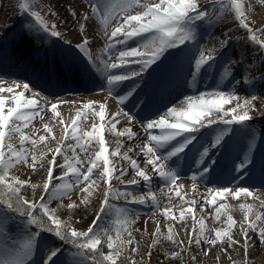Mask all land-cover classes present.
I'll use <instances>...</instances> for the list:
<instances>
[{
  "label": "bare ground",
  "instance_id": "bare-ground-1",
  "mask_svg": "<svg viewBox=\"0 0 264 264\" xmlns=\"http://www.w3.org/2000/svg\"><path fill=\"white\" fill-rule=\"evenodd\" d=\"M23 2L24 0H0V49L8 45L11 49L19 51L18 60L19 62L22 60L21 66L25 68L24 71H28L23 74L14 70L12 63L5 61L4 56L1 55L0 61L11 66L0 74V87H12L13 92L5 91L0 93V96L5 97V110H7L14 106L12 96L24 91L22 86L28 83L31 92L24 91V98L36 99L38 107L42 110L39 115L34 116L28 128H22V131L30 139H35L37 143L31 145L25 142L27 163L21 161L15 164L9 171L10 174L15 175L19 172L26 173L31 178L42 176L53 180V186L60 194H64L65 191L63 188L57 190L60 185L71 184L68 200L81 199L88 194L86 189L95 190L104 180L109 182L115 179L126 194L117 201L127 203L130 211L135 214V218L148 224L149 228L155 232L159 228L157 233L166 247L174 251L185 249L198 260L234 264L243 258L248 262L253 261L254 264H264V243H260L257 235L258 231L264 228V184H259L261 181L264 182V48L250 42V33L239 26L229 0H196L200 8H207L211 20L216 21L218 16L222 18L211 27L197 22L196 39L189 40L179 50L170 49L166 52L162 57V66L165 71L150 69L149 72L144 73L141 87L129 96L124 104L118 103L117 97L125 95L140 78L134 77L121 82L110 92L104 75V63H120L119 51L125 45L119 41L123 39V31L130 28L122 29L121 33L111 40L113 47L109 49L111 33L124 24L127 16L136 15L143 9L117 11L105 29L99 22L104 18L105 12L101 8L98 14H93L91 10L93 0H34L27 12H21L19 5ZM158 2L159 0H140L141 4L148 5ZM243 3L246 22L253 32H257L258 38L264 40V32L258 31L264 29V0H243ZM223 5L228 6L222 7ZM31 11L40 13L49 25V31H45L29 14ZM61 11L62 14H60ZM84 16H87V20ZM51 18H55L56 21H50ZM82 24L83 32L80 27ZM52 25H55V30L61 34L60 36L51 35ZM9 34L13 35L11 42ZM85 39L88 41L86 52L90 53L91 60L76 47ZM140 39V37L131 38L127 41V47L137 48L142 52L147 51L137 43ZM201 51L205 56L213 55L215 60L211 63V67H206L193 83L191 72L194 70V61L200 57ZM67 55H70V58ZM225 58L230 63L225 64ZM135 59L137 58H126V62L121 67L108 69V72L125 74L129 69H137L139 66L131 62ZM51 60H57L54 66H59L58 74L55 75L52 72L54 79L46 78L44 81L36 82L24 76L43 74L44 66L49 70ZM225 68L228 69L227 73L224 72ZM67 71L72 75L71 80L55 79V76L67 75ZM168 83L173 86V89L170 90ZM17 84L20 85L19 88L15 87ZM56 84L58 88H53ZM145 86L152 88L150 93L143 91ZM216 91H223L226 95L234 91L238 97L237 100L224 105V111L230 110L237 103H243L245 100L251 101L246 106L251 119L242 127L239 124L223 123L224 120L231 119V116L221 117L210 114L201 118L200 122L191 125L194 130L184 133V136L194 137L193 142L171 161H158V164H163L165 171L175 170L179 173L175 184L165 187L164 181L157 172L152 170L151 165L146 163L140 151L144 144L151 143L148 139L149 134L160 135L161 129L145 130L142 125H146L150 120H159L161 117L167 119L169 123H174L175 119L166 115L168 108L186 109L187 104H182L181 101L185 97L199 96L201 93L205 94V99H215V96L209 94ZM31 93H39V95L33 96ZM253 96L256 97L255 100H252ZM52 104H57L59 116H55L51 111ZM85 104H90V107L84 108ZM101 111L104 112L103 119L97 115ZM121 111L132 115V121L129 122L128 117L124 115H117L114 120V114ZM242 112L243 109L237 110L238 114ZM61 120L64 122L63 125L60 123ZM73 120L76 121V136L82 137L79 142L73 139ZM116 120L119 123H115ZM209 120L215 123L209 124ZM15 123L21 126L23 124L22 121ZM112 123H115L114 132L111 129ZM45 124L51 128V132L45 129ZM101 126H103L102 133L99 132ZM33 129L36 131L33 132ZM94 129L96 130L94 134L103 135L105 147L108 149L105 155L110 161L108 167L113 169L108 176L102 175L103 161L93 167L95 153L100 150L99 143L83 135L93 132ZM129 129L135 134L132 138L127 136ZM222 132L225 135L221 145L211 147L216 137ZM116 133H125V135ZM40 136L45 137L43 142L39 141ZM182 139L183 137H177L176 141L170 143L176 144ZM8 142L6 138L5 143ZM10 142L18 149L19 134H16ZM204 147L209 148V159L215 160L216 165L204 179L193 180L194 174L197 177L200 175L195 160ZM57 148L61 149L60 154L56 153ZM130 149L135 151H129ZM117 150V155H111ZM5 151L7 152V149ZM245 154L252 160V164L248 166L246 174L237 183L234 179L237 173L232 169ZM125 155H128L130 159L123 160ZM157 155L160 153L158 152ZM33 157H35V168L31 167ZM53 157H55L54 161ZM132 160H135L139 168L150 176L149 186L145 185L141 177L135 175L131 167ZM224 161L231 162L223 166ZM66 163L71 164L76 172L72 173L67 168L60 167ZM89 167H93L92 173H88ZM50 168L51 178L48 176ZM122 172L125 173L123 176H121ZM259 172L262 175L254 180L253 173L258 175ZM76 174L87 175L89 179L81 180L79 184H76ZM133 180L138 183L131 184ZM222 187H229L230 192L225 193L224 197L215 196L214 198L215 192ZM240 187L247 188L252 196L241 193L239 198H235L233 194ZM176 192H179L180 196H177ZM153 194L156 197V204L152 202ZM141 198L145 201L143 204L139 203ZM221 205H224V208L221 209L217 219L216 209ZM241 205H248L250 208L244 209ZM189 208L192 212L187 211ZM165 210H168L167 213ZM182 212L183 216H181ZM229 215L234 221L231 228L227 220ZM257 216L261 219L256 220ZM96 218V215L88 216L84 221L75 223L73 228L77 231H86L93 225ZM201 220L205 225L203 236H200L199 222ZM252 222H255V229L249 228ZM16 223L17 220L13 216L10 224L17 228L18 233L6 239L10 245L21 241L25 236L24 228ZM170 228L172 240L168 239ZM243 229H248L247 235L250 238L247 252ZM31 230L36 231L33 227ZM225 230L239 243L230 247L226 238L224 242L218 241L216 245L204 242L216 239V231ZM197 237L201 239L199 245L195 243ZM56 242L51 233H41L28 264H44L53 249H60V251L52 261H49V264H77L81 257L73 253L66 254L62 249L78 250L71 245ZM148 262L159 264V260L153 258H149ZM88 264H92L90 259Z\"/></svg>",
  "mask_w": 264,
  "mask_h": 264
},
{
  "label": "snow or ice",
  "instance_id": "snow-or-ice-1",
  "mask_svg": "<svg viewBox=\"0 0 264 264\" xmlns=\"http://www.w3.org/2000/svg\"><path fill=\"white\" fill-rule=\"evenodd\" d=\"M34 0H24L23 3L19 5L21 12H27L32 5ZM231 9L235 12V17L239 22V26L246 29L250 33V42H254L260 47L264 48V40L258 38L257 32H253L252 28L246 22V15L244 12V3L243 0H229ZM228 5H223L222 7H227ZM103 8L105 12L104 18L100 19V23L106 29L109 23V20L114 17L117 11L128 12L133 8H142L143 11L137 12L136 15L127 16L124 20V24L121 27H118L115 31L111 33L109 38L110 42L108 48L113 47L111 40L116 38L122 31V29L130 28V30L123 31V39L119 43L124 44L125 47L119 51V61L120 63H104V75L106 76L107 84L109 86V91L113 90V87L119 86L121 82L130 80L134 77H139L140 80L136 81L133 87L125 94L117 97L118 103L124 104L125 100L131 96L138 88L141 87L143 82V74L152 71L163 72L162 57L170 49L179 50L181 46L186 45V42L189 40H195L196 34L195 30L198 27L197 22L207 24L211 27L214 23L219 22L222 18L221 16L217 17L216 21L211 20L208 16L207 8H200L196 3V0H159L158 3L148 5L141 4L140 0H93L92 12L93 14H98ZM29 14L35 18L45 31H49V25L44 21L43 17L39 12L31 11ZM75 15V13H73ZM84 19L87 20V16H84ZM134 22V23H133ZM81 32L84 30V25L81 26ZM259 32H264V29L258 30ZM149 34L144 36L143 34ZM51 35L60 36L61 34L55 30V25L51 26ZM133 37H140L141 39L137 41L138 44L146 49L147 51L142 52L137 48H128L127 41ZM88 41L85 39L82 44L76 45L80 52L85 53L87 59L91 60L90 53L86 52ZM199 51V50H198ZM136 57L137 59L132 60V63L137 64L139 67L137 69H129L125 74H115L108 72V69H117L121 67L125 62L126 58ZM215 57L211 54L205 56L204 52H200V57L195 59L193 65V71L191 72L192 81L195 82L197 76L206 68L211 67V63L214 62ZM155 66V67H153ZM224 72L227 73L228 69L225 68ZM16 88H19L20 85H15ZM23 90L31 92L30 86L28 83L23 84ZM12 93L13 88L0 87V93L3 92ZM24 91L16 93L12 96V101L14 103L13 107L7 108L5 110L6 100L4 96H0V264H28V261L33 255V252L36 247L37 240L41 233L47 232L51 233L59 241L64 243H71L78 251L76 255H79L81 259L77 264H88L89 254L91 255L92 264H128V258L122 257V249L126 245L133 243L131 239V232H128L129 239L125 241L122 239V231H127V226L130 225L133 221L129 218V213L127 209L117 208V213L123 219H117L116 224L119 225V228L115 231V236L110 234V229L107 226L101 227L98 224V221L104 215H109L110 213L106 211L108 206L109 196L112 195L116 190L109 187L104 194V201L101 204V208L97 214L96 220L93 221V225L89 226L86 231H77L74 228H71L70 224L67 221H62L56 216L55 210H52L44 202V198H41L39 204L31 203L29 200L25 199L21 194L22 186L26 185L28 182L19 179L18 177H9V170L15 166V164L20 163L21 161L27 163V152L25 149V142L35 145L37 141L35 139H30L26 135L22 128H28L34 116L39 115V112L42 110L37 105L36 99H25ZM33 96H38L39 93H31ZM209 95L215 96V99H205V94L201 93L199 96H188L185 97L181 103L187 104L186 109L177 110L175 107H170L167 109V116L173 117L175 119L174 123H169L167 119L161 117L159 120H150L146 125H142L145 130L159 128L161 129L160 135L149 134V141L151 143L144 144L140 151L142 152L145 161L148 165H151L152 170L157 172L159 177L164 181V186L168 187L174 185L179 173L175 170L165 171L163 164H158V161H171L173 157H177L179 153L183 152L192 142L194 137L184 136V133H190L194 130L191 125H194L200 122L201 118L207 117L210 114L220 115L221 117L231 116V119L224 120V124H239L242 127L247 121L251 119L249 115V110L246 107L251 103L249 100H245L243 103H237L235 107L231 108L228 111H224L223 107L226 104L231 103L233 100H237L238 97L233 91L232 93L226 95L223 91H216ZM256 97L253 96L252 100H255ZM90 104H85L84 108H89ZM103 109V105H101ZM243 109L242 114H238L237 110ZM51 111L55 116H59L60 113L57 112V104L51 105ZM79 116V113H77ZM103 119L104 112L101 111L97 113ZM124 115L128 117L129 122L132 121L133 116L127 112L121 111L120 113L114 114ZM42 119V117H41ZM16 121H22L23 124L17 125ZM63 125V120L60 121ZM115 123H119L118 120ZM115 123H112L111 129L115 131ZM209 124L215 123V121L209 120ZM76 121L73 120V139H76L78 142L82 137L76 136ZM45 129L48 132H51V128L45 124ZM168 130V131H165ZM36 130L33 129V132ZM93 132L84 133L83 135L89 139H95L99 143L100 150L95 153V160L93 161V167L100 161H103L104 172L103 176H108L112 172V168H109L110 163L109 159L105 155L108 149L105 147V141L103 135L94 134ZM100 133L103 132V126H101ZM19 134L20 147L17 149L10 142L13 137ZM117 135H125V133H116ZM135 134L129 129L127 136L132 138ZM225 133H220L215 141L212 143L211 147L215 148L221 145L224 139ZM177 137H183L182 141H177L176 144H171L170 142L176 141ZM9 141L7 144L5 140ZM54 138V137H53ZM45 140L44 136L39 137V141L43 142ZM7 149V152L5 151ZM251 150V145H249ZM83 150V149H82ZM129 151H135V149H130ZM160 155H157V153ZM56 153L60 154L61 149L57 148ZM118 150L112 152L111 155H117ZM123 160L127 161L130 159L128 155L123 156ZM55 157H53V161ZM199 168V177L195 174L192 179L196 180L204 179L208 176L216 165L215 160L209 159V148L204 147L202 151L198 153V158L195 160ZM252 164V160L248 157L247 154L244 155V158L240 162L234 165L232 171L237 173V176L234 179L239 182V179L242 178L246 172L249 165ZM31 167L35 168V157H33V164ZM62 168H67L70 172L75 173L76 169L72 167L71 164L66 163L65 165L60 166ZM93 167L88 168V173H92ZM115 165L113 166V168ZM132 170L135 172V175L141 177L146 186L151 184L150 176L142 169L139 168V165L135 160L131 161ZM125 173L122 172L121 176ZM49 178L52 177V170L49 169L48 172ZM119 179V177H116ZM89 177L87 175L76 174L75 183L79 184L81 180L87 181ZM131 184H137L138 181L133 180ZM33 189L37 185H31ZM71 184L60 185L59 188L65 189L64 195H68L71 190ZM91 187V185H90ZM44 190L47 192L49 190V183H44ZM91 195V191L86 189ZM230 192L229 187H222L221 190L215 192V196L224 197L225 193ZM149 193L151 194V188L149 187ZM241 193L252 196V193L247 189L240 187L233 194L235 198H239ZM167 195V193H163ZM126 195V194H125ZM177 196H180L179 192H176ZM51 198V197H50ZM49 198V199H50ZM119 198V194L117 195ZM183 199V197H181ZM87 203V197L82 201ZM145 201L143 198L139 200V203L143 204ZM152 202L156 204V197L152 195ZM74 204H70L68 207H74ZM224 208V205H221L216 209L217 219H219V214L221 209ZM241 208L247 209L250 208L248 205H241ZM39 209V215L36 214V211ZM168 210H165L167 213ZM188 212H192V209H187ZM9 213H18L20 216L25 217L24 224V238L21 241H18L14 244H8L6 241V232L11 223L13 217ZM183 216V212L181 213ZM247 219V217H246ZM261 217L257 216L256 220H260ZM229 228L232 227L234 221L233 218L229 215L227 217ZM200 225V236H203L205 225L203 220L199 222ZM35 227L36 231H32L31 228ZM250 229H255V222L249 224ZM159 228H157V232ZM248 229H243L244 236V245L245 251L247 252V246L249 245L250 238L247 235ZM260 238V243H264V228H261L258 233ZM216 239L211 241L205 240L204 242L216 245L218 241L226 242L229 246L238 244L239 241H235L227 230L225 231H216ZM169 240H172L171 228L169 229ZM82 241V242H81ZM102 243H106V247L110 250L107 254L103 253L101 250ZM191 243V239H190ZM196 244L201 243V239L197 237L195 239ZM86 250V251H85ZM136 249H132L135 251ZM60 249H53L48 255L47 259L44 261V264H49V261H52L54 257L57 256ZM207 255V253H205ZM100 256V260H96V256Z\"/></svg>",
  "mask_w": 264,
  "mask_h": 264
},
{
  "label": "rangeland",
  "instance_id": "rangeland-1",
  "mask_svg": "<svg viewBox=\"0 0 264 264\" xmlns=\"http://www.w3.org/2000/svg\"><path fill=\"white\" fill-rule=\"evenodd\" d=\"M62 14V11L60 12ZM56 21L55 18H51L50 21ZM225 64L230 63L226 58L224 59ZM11 170V169H10ZM9 170V171H10ZM18 177L21 180L27 181L28 183L21 188V194L25 199L29 200L31 203L39 204L41 198H44V202L48 205V207L52 210H55V215L58 216L62 221H67L71 228L75 223L84 221L88 216H97L101 204L104 201V194L106 190L111 187L116 190L112 195L109 196L108 206L106 211H108L109 215H104L98 221V224L101 227L107 226L110 229V234L115 236V231L119 228V225L116 224L117 219H123L117 213V208L127 209L129 213V218L133 221L130 225L127 226V231H122V239L127 241L129 239L128 232H131V239L133 243L130 245H126L122 249V257L128 258V264H150L148 262L149 258H153L159 260V264H222L219 262H212L198 260L196 257H193L190 252L188 253L185 249L181 251H174L172 248L166 247L165 242L160 235H158L155 230L149 228L148 224L139 221L135 218V214L132 213L127 205V203L118 202L117 199L123 197L124 191L118 181L115 179H111L109 182L104 180L97 189H91V195L89 192L87 195L83 196L78 200H68V195L60 194L56 191L53 186V180L45 179L44 177L31 178L28 177L27 174L16 173L15 175L10 174L9 177ZM44 183H49V190L46 192L43 188ZM37 185L35 189L31 187V185ZM119 194V198L117 195ZM67 196V197H66ZM51 197V198H50ZM87 197V203H83L84 198ZM50 198V199H49ZM121 200V199H120ZM70 204H74V207L69 208ZM36 214L39 215V209L35 210ZM10 216L16 218L17 225L24 228L25 217L20 216L18 213H10ZM33 228H35L33 226ZM10 231L6 232V239L12 238L17 234V228L11 226L9 228ZM48 235V234H47ZM52 235V234H51ZM45 236V235H44ZM54 237V235H53ZM56 243L61 242L56 237ZM82 242V241H81ZM74 247L71 243H64ZM61 244V245H62ZM103 253L107 254L110 250L106 247V243H102L100 246ZM132 249H136L132 251ZM62 251L66 254L73 253L76 255L77 251L62 249ZM86 251V250H85ZM92 254H89L91 257ZM79 256V255H77ZM80 257V256H79ZM97 260H100V256L97 255ZM251 262V263H250ZM248 262L246 259H240L238 262L234 264H254L253 261ZM229 264V263H225Z\"/></svg>",
  "mask_w": 264,
  "mask_h": 264
}]
</instances>
